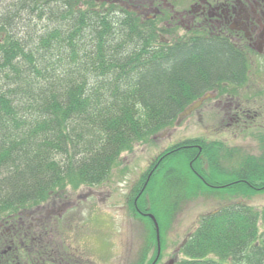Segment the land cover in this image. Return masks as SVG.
Wrapping results in <instances>:
<instances>
[{
  "label": "trees",
  "instance_id": "obj_1",
  "mask_svg": "<svg viewBox=\"0 0 264 264\" xmlns=\"http://www.w3.org/2000/svg\"><path fill=\"white\" fill-rule=\"evenodd\" d=\"M2 3L0 207L8 212L66 186L102 184L118 156L173 126L201 90L243 75L242 56L225 42L170 47L127 13L104 12L95 22L94 12L87 18L74 0ZM193 144L199 143L172 149L140 198L148 195L160 232L199 196L264 193V162L247 157L228 174L214 149L202 147L208 172L200 171ZM140 199L137 207L144 211ZM259 216L234 203L199 218L174 264H264ZM146 222L154 246V228Z\"/></svg>",
  "mask_w": 264,
  "mask_h": 264
},
{
  "label": "rangeland",
  "instance_id": "obj_2",
  "mask_svg": "<svg viewBox=\"0 0 264 264\" xmlns=\"http://www.w3.org/2000/svg\"><path fill=\"white\" fill-rule=\"evenodd\" d=\"M109 4L106 0L95 1L97 8L109 9ZM2 7L3 3L0 5ZM91 20L98 21L95 18ZM86 35L90 37V34L85 33V44L88 46ZM263 80L264 71L260 77L254 74L248 80L250 84H247L251 86L252 81L262 84ZM231 95L240 96L237 104L233 102L230 105L231 101H224L225 104L220 105V102H206L199 115L188 117L179 125L174 124L150 136L145 143L133 145L130 151L118 156L116 166L102 184L58 189L55 196L43 203V209L34 213L35 217L46 222L43 239L49 248L41 260H45L46 264H132L143 253L147 256L149 252L143 247L147 241L146 231L137 224V220L131 218L133 212L130 208L129 214L127 202L141 177L148 173L150 164L175 145L181 147L183 142L189 140L220 143L223 148L219 153V161L228 174L247 157L264 162V86L256 92L247 89L238 94L232 91ZM237 105L257 111L258 118L248 120L245 124L246 121L241 118L242 121L237 125H230L231 120L223 121V111L226 115L230 108ZM198 161L200 171L208 172L205 158ZM234 203L248 205L261 214L257 226L260 232L264 230V193L248 197L236 195L231 201L199 196L186 202L171 226L162 232L163 250L156 264L181 259L182 255L178 253L180 244L195 230L198 219L215 213L223 205ZM27 219L25 216V223ZM4 227L9 228L10 224ZM2 239L4 235L0 233V241ZM51 251H59L52 260ZM35 254L29 252L30 259H34ZM23 256H26L25 251Z\"/></svg>",
  "mask_w": 264,
  "mask_h": 264
},
{
  "label": "flooded vegetation",
  "instance_id": "obj_3",
  "mask_svg": "<svg viewBox=\"0 0 264 264\" xmlns=\"http://www.w3.org/2000/svg\"><path fill=\"white\" fill-rule=\"evenodd\" d=\"M106 1L111 6L134 13L140 23L154 24L160 36H167L166 44L172 43L171 39L180 41L195 32L197 35L207 34L211 40L217 37L218 41L233 44L242 52L250 51L247 61L253 62V54L264 67V0ZM234 111L235 115L229 118L230 125H237L241 118L253 120L258 117L256 111L243 110L239 105ZM34 213L24 215L19 212L15 218L4 216L0 219V233L4 235L0 241V264H46L41 260L49 248L43 239L46 222L35 217ZM25 216L28 217L27 223L24 222ZM7 224H10L9 228L4 227ZM24 251L26 256H23ZM29 252L36 253L34 259H30ZM58 252L51 251V260Z\"/></svg>",
  "mask_w": 264,
  "mask_h": 264
},
{
  "label": "bare ground",
  "instance_id": "obj_4",
  "mask_svg": "<svg viewBox=\"0 0 264 264\" xmlns=\"http://www.w3.org/2000/svg\"><path fill=\"white\" fill-rule=\"evenodd\" d=\"M4 209H5V206L2 205V206L0 207V210H4Z\"/></svg>",
  "mask_w": 264,
  "mask_h": 264
},
{
  "label": "water",
  "instance_id": "obj_5",
  "mask_svg": "<svg viewBox=\"0 0 264 264\" xmlns=\"http://www.w3.org/2000/svg\"><path fill=\"white\" fill-rule=\"evenodd\" d=\"M197 104H199V103H197ZM190 110H191V109H190ZM188 113H189V111H187V112L185 113V115L188 114Z\"/></svg>",
  "mask_w": 264,
  "mask_h": 264
}]
</instances>
